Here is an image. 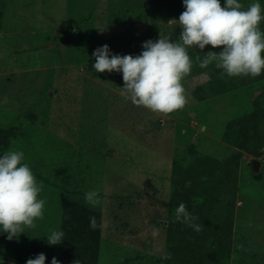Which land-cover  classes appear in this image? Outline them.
<instances>
[{
    "label": "rangeland",
    "instance_id": "rangeland-1",
    "mask_svg": "<svg viewBox=\"0 0 264 264\" xmlns=\"http://www.w3.org/2000/svg\"><path fill=\"white\" fill-rule=\"evenodd\" d=\"M238 2L245 8L259 3L264 15V0ZM152 4L174 11L171 19L157 18L165 11L156 17ZM184 10L183 0H0V155L23 151V162L42 185L38 198L45 201L34 228L12 240L0 237V254L21 256L18 263L26 264L41 252L51 264L58 244L49 245L46 236L59 230L68 188L77 200L91 190L99 193L94 207L104 217L99 264L126 258L127 264H165L158 258L180 233L168 232L165 221L174 158L189 156L192 143L204 154L229 153L226 123L251 110L253 98L263 96L264 80L201 101L183 80L185 107L163 115L125 99L122 73L96 72L92 53L107 44L110 54L139 55L143 42L174 33L159 25L177 24ZM194 49L196 62L205 53ZM253 158L244 153L240 161L235 236L225 264H264V148L258 176ZM202 240L215 257L217 233L209 230Z\"/></svg>",
    "mask_w": 264,
    "mask_h": 264
},
{
    "label": "clouds",
    "instance_id": "clouds-1",
    "mask_svg": "<svg viewBox=\"0 0 264 264\" xmlns=\"http://www.w3.org/2000/svg\"><path fill=\"white\" fill-rule=\"evenodd\" d=\"M184 11L176 23L182 29L177 41L162 35L157 40L143 42V51L136 56L110 54L107 44L97 48L93 69L96 72L122 73L121 95L125 99L153 113L168 115L181 110L187 103L183 79L191 73L193 60L188 49L204 52L195 60L200 68L214 64L221 69L220 76L252 77L264 72V32L260 30L264 15L261 5L247 8L238 0H183ZM210 45L218 51L204 49ZM23 151L7 150L0 155V232L12 240L25 228H34L37 219H43L45 201L38 198L42 185L38 184L28 163L23 162ZM85 202L95 207L99 193H85ZM175 219L194 231L203 225L195 223L183 203L175 209ZM97 227L96 218H90V228ZM49 245L64 239V233L52 230L47 236ZM167 254L163 259H170ZM44 253L30 258L26 264H45ZM51 264H59L53 257Z\"/></svg>",
    "mask_w": 264,
    "mask_h": 264
},
{
    "label": "trees",
    "instance_id": "trees-1",
    "mask_svg": "<svg viewBox=\"0 0 264 264\" xmlns=\"http://www.w3.org/2000/svg\"><path fill=\"white\" fill-rule=\"evenodd\" d=\"M161 8L160 4H152L151 12H157V17L159 12L165 11V15L162 14L163 16L157 18L165 17L163 21L171 19L169 17L174 11H166ZM163 21L162 25H159V30L174 31V33L165 34V36L177 41L182 30L180 26L178 24L168 26ZM157 39L156 35L155 40ZM218 50L220 49H213V51ZM193 51H195L194 47L188 49L189 56L194 63L191 73L183 80L188 82L190 93L199 101L264 80V72L255 78H229L226 75L221 78L222 70L217 69L214 64L199 71L198 63L192 58ZM200 53L204 54V52ZM201 72L204 73V77L199 76ZM262 90L263 96L253 98L250 111L231 118L226 123L223 138L231 147L229 153L223 155L204 154L199 152L195 143H192L186 150L189 156L181 154L178 158H174L169 175L171 193L167 205L168 214L165 217L167 220L165 221H168V232L175 233L177 231L180 233L177 239L170 238L164 255L158 258L159 261L165 264H225L230 261V245L235 236L240 161L244 153L258 158L264 148V99L262 98L264 97V88ZM44 183L46 190L50 191L49 193L54 191V186L47 182ZM65 188L67 186L59 188V190ZM73 192L80 193L79 190H73ZM71 194L74 193H71L67 188L65 195L61 197L59 231L64 233V239L58 243L56 259L59 264H99L100 244L104 231L103 212L98 208L91 207L84 199L77 200ZM139 203L138 201L133 204L138 207ZM181 203L196 218L194 222L203 225L201 231H194L193 228L175 219V209ZM147 206L152 208L155 204ZM91 217L96 218L97 227L95 229L90 228ZM209 230L215 231L220 241V248L216 251L215 257L209 256L208 245L202 240ZM0 237L7 239V234ZM35 247L41 251L39 245L35 244ZM169 253L171 258L163 259ZM19 261L23 262L21 256L11 258L0 254V264H20ZM128 261L129 258H126L123 262L111 264H127Z\"/></svg>",
    "mask_w": 264,
    "mask_h": 264
},
{
    "label": "water",
    "instance_id": "water-1",
    "mask_svg": "<svg viewBox=\"0 0 264 264\" xmlns=\"http://www.w3.org/2000/svg\"><path fill=\"white\" fill-rule=\"evenodd\" d=\"M252 166H253V172L255 174H259L261 172V168L263 166V161L258 158L252 159Z\"/></svg>",
    "mask_w": 264,
    "mask_h": 264
}]
</instances>
